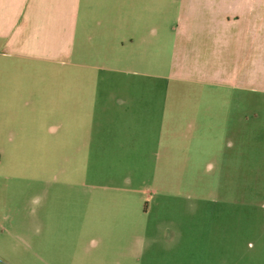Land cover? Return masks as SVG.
I'll return each instance as SVG.
<instances>
[{
  "label": "rangeland",
  "instance_id": "1",
  "mask_svg": "<svg viewBox=\"0 0 264 264\" xmlns=\"http://www.w3.org/2000/svg\"><path fill=\"white\" fill-rule=\"evenodd\" d=\"M6 68L0 252L28 264L47 236L55 250L77 249L79 236L88 248L125 249L144 233L166 264L171 251L197 252L195 264H264V145L248 148L245 177L231 162L226 178L224 131L191 125L203 87L163 66ZM246 108L264 140V96Z\"/></svg>",
  "mask_w": 264,
  "mask_h": 264
},
{
  "label": "crops",
  "instance_id": "2",
  "mask_svg": "<svg viewBox=\"0 0 264 264\" xmlns=\"http://www.w3.org/2000/svg\"><path fill=\"white\" fill-rule=\"evenodd\" d=\"M106 63L169 67L174 80L203 87L191 125L223 130L225 176L231 162L238 163L233 177L246 176L248 148L264 145L250 133L246 108L249 96H264V0H0L1 81L6 67ZM252 114L259 123L261 112ZM45 241L28 264H166L163 252L151 250L159 239L144 233L125 249L88 248L83 236L77 249ZM169 253V264H195L197 252ZM26 257L1 251L0 264Z\"/></svg>",
  "mask_w": 264,
  "mask_h": 264
}]
</instances>
